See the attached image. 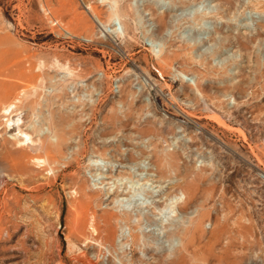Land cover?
<instances>
[{"label": "rangeland", "instance_id": "obj_1", "mask_svg": "<svg viewBox=\"0 0 264 264\" xmlns=\"http://www.w3.org/2000/svg\"><path fill=\"white\" fill-rule=\"evenodd\" d=\"M0 264H264V0H0Z\"/></svg>", "mask_w": 264, "mask_h": 264}, {"label": "bare ground", "instance_id": "obj_2", "mask_svg": "<svg viewBox=\"0 0 264 264\" xmlns=\"http://www.w3.org/2000/svg\"><path fill=\"white\" fill-rule=\"evenodd\" d=\"M99 23V22H98ZM10 107H11V105L9 106L8 105V107H6V108H4L3 109V113H5V114H8V112H9V109H10ZM11 112V111H10ZM10 114V113H9ZM8 114V115H9ZM209 117V116H208ZM12 122V121H11ZM218 122V121H217ZM221 123V122H220ZM53 126V125H52ZM12 130V129H11ZM17 131H18V135L20 134V136H24V139L26 140H30L29 139V136L27 135V134H24V133H22L20 130H19V128H18V126H17ZM20 136H18V137H20ZM24 140V141H25ZM63 141V140H62ZM18 142L20 143V142H22V138L20 139V140H18ZM32 146H34V147H31L30 146V150H32V151H36V149H37V146L35 147V145H32ZM57 147H59V146H57ZM46 148L47 149H51L52 148V146L51 145H48V146H46ZM59 149L57 148V151H58ZM50 151V150H49ZM55 152H56V150H55ZM78 195H79V200H76V205H77V210H78V217H79V219H80V223H81V225H83L85 222H84V218H86V215H87V213H88V211H89V205H88V202L86 201V199H87V194L81 189V188H79V190H78ZM112 196H115L116 198H118V197H120V196H122L123 195V192H118L117 190L115 191V192H113L112 194H111ZM83 200H85V202H83ZM91 211V210H90ZM92 212V211H91ZM76 213V212H75ZM90 214V213H89ZM92 215H93V217H94V221L96 220V219H98V217H95V214L94 213H92ZM102 215V214H101ZM76 217H77V215H76ZM78 219V220H79ZM99 219H101V221L102 222H104V223H106L107 222V220H106V218H104V217H99ZM76 221H77V219H76ZM76 221H75V223H76ZM94 221L91 223V225H90V228H91V230L95 233V234H98V231H99V228L96 226V224L94 223ZM75 225H77V224H75ZM75 227V226H74ZM79 230H81V229H79ZM190 233V231H188V234Z\"/></svg>", "mask_w": 264, "mask_h": 264}]
</instances>
